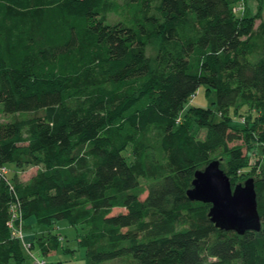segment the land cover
Here are the masks:
<instances>
[{"label": "trees", "instance_id": "trees-1", "mask_svg": "<svg viewBox=\"0 0 264 264\" xmlns=\"http://www.w3.org/2000/svg\"><path fill=\"white\" fill-rule=\"evenodd\" d=\"M243 2L0 0V264H35L24 229L59 220L81 227L85 264H264V20L256 35ZM200 84L219 121L184 108ZM212 160L232 185L253 178L259 230L217 228L188 197Z\"/></svg>", "mask_w": 264, "mask_h": 264}, {"label": "rangeland", "instance_id": "rangeland-1", "mask_svg": "<svg viewBox=\"0 0 264 264\" xmlns=\"http://www.w3.org/2000/svg\"><path fill=\"white\" fill-rule=\"evenodd\" d=\"M121 1V0H119ZM243 5V11L249 14H255V21H254V32L257 35L259 32V25L262 20H264V0H246V2L241 3ZM241 12V11H240ZM238 12L237 14H239ZM151 13L156 14V11L154 8L151 9ZM106 20L109 23H114L118 20V18L109 13L106 16ZM146 54L148 57L154 61V58L157 54V44L152 43L147 45L146 47ZM215 98L216 93L214 89H206V85L200 84L194 94L191 96V98L184 104V108L187 106H195V107H202V108H211L213 111V119L214 121H219L221 119V116L219 115L217 111V107L215 104ZM242 103V100H240V104ZM239 104V105H240ZM50 117L55 116V119L60 116L57 111H48ZM52 114V115H51ZM57 115V117H56ZM228 117L230 118V125L234 127H238V120L234 114L233 108H230L228 111ZM10 118V114L2 113L0 114V121L6 122ZM199 137H203L202 130L199 131ZM240 143V141H238ZM238 142L234 144H238ZM233 144V143H232ZM246 146H244L243 151H247ZM258 152V150H257ZM254 157H256V154H254ZM220 160V158H219ZM221 161V160H220ZM6 167L10 170L7 174V178L10 179L13 176L12 171L15 168V165L12 163L6 164ZM36 170L35 166H26L23 167V169H18V176L20 180L26 181ZM146 193L142 194V197L145 196ZM124 209L122 208H113L111 213L121 212ZM82 232V229L80 226H71L68 224L66 220H59L49 225L44 224H33V226H30L27 229H24L25 234H34L36 236L35 243L32 248V252L35 257L39 259H43L47 262L52 260H58L63 262V264H85V249L77 245L76 237L79 233ZM53 235L60 236L63 239L59 243L57 250L55 252L50 253L49 255L45 256L41 253L38 242L46 241L49 239V237H52ZM31 240V237L27 236L26 241L29 242ZM63 247V248H62ZM65 248L72 249L71 251L66 250ZM23 255L25 263L31 262V256L28 255L27 251L23 249Z\"/></svg>", "mask_w": 264, "mask_h": 264}, {"label": "water", "instance_id": "water-1", "mask_svg": "<svg viewBox=\"0 0 264 264\" xmlns=\"http://www.w3.org/2000/svg\"><path fill=\"white\" fill-rule=\"evenodd\" d=\"M187 195L191 200L210 204L207 214L217 228L234 230L238 234L260 229L253 178L232 185L220 168L219 160H212L195 171Z\"/></svg>", "mask_w": 264, "mask_h": 264}, {"label": "built area", "instance_id": "built-area-1", "mask_svg": "<svg viewBox=\"0 0 264 264\" xmlns=\"http://www.w3.org/2000/svg\"><path fill=\"white\" fill-rule=\"evenodd\" d=\"M232 10H233V12L234 13H238V12H242L243 11V5L241 4V3H237L236 5H234L233 6V8H232ZM240 12V13H241ZM7 170H6V168L5 167H1L0 168V175L2 174V173H5ZM17 216L16 215H13V218H16ZM14 235H16L17 237H19L20 239H22L23 240V238H24V235L22 234V232H21V230L20 229H15L14 230ZM25 244V246L26 247H29V244H27V243H24ZM35 264H45V260H43V259H35Z\"/></svg>", "mask_w": 264, "mask_h": 264}, {"label": "crops", "instance_id": "crops-1", "mask_svg": "<svg viewBox=\"0 0 264 264\" xmlns=\"http://www.w3.org/2000/svg\"><path fill=\"white\" fill-rule=\"evenodd\" d=\"M33 234H28V236H32Z\"/></svg>", "mask_w": 264, "mask_h": 264}]
</instances>
